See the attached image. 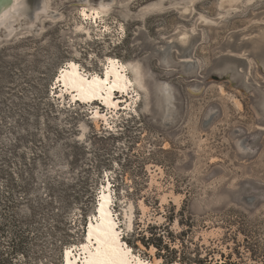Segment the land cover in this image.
Masks as SVG:
<instances>
[{
    "label": "rangeland",
    "instance_id": "rangeland-1",
    "mask_svg": "<svg viewBox=\"0 0 264 264\" xmlns=\"http://www.w3.org/2000/svg\"><path fill=\"white\" fill-rule=\"evenodd\" d=\"M101 4L108 9L97 23L85 20L82 10ZM47 5L32 33L1 36L0 264H65L67 250L86 240L103 186L122 241L132 238L134 255L150 264L162 261L138 234L173 217V233L182 230L178 220H191V237L209 246L228 235L227 221L245 216L264 250V123L255 109L262 112L264 93V0ZM225 56L246 59L230 64L244 73L235 87L212 80L230 71H220ZM110 58L127 67L133 100L113 112L62 96L61 69L75 62L103 76ZM243 82L252 92L241 91ZM165 87L174 95L167 118L158 109ZM97 110L108 124L93 119Z\"/></svg>",
    "mask_w": 264,
    "mask_h": 264
},
{
    "label": "bare ground",
    "instance_id": "bare-ground-1",
    "mask_svg": "<svg viewBox=\"0 0 264 264\" xmlns=\"http://www.w3.org/2000/svg\"><path fill=\"white\" fill-rule=\"evenodd\" d=\"M47 4L48 0H44L36 8H32L27 0H11L4 4L0 8V42L2 34L12 38L22 28L32 33L40 17L47 13ZM107 6L108 4H101L99 9L85 7L82 15L85 20L94 19L97 23L103 10L108 9ZM127 71V67L119 60L110 58L103 76H89L82 72L77 63L71 62L69 67L61 69L58 78L60 93L62 96L69 95L71 101L76 104L93 106L99 101L107 110L116 112L120 110L121 103L127 104L134 98L133 82L129 79ZM141 87L145 90L144 86ZM164 89L160 91V104L167 118L172 113L174 95L167 87ZM120 93L122 97L115 102L117 100L115 96H120ZM137 97V101H140V93ZM132 104L125 106V110L130 109ZM93 115V119L101 118L108 124L106 115H101L98 110L93 112ZM101 191L97 212L90 220L86 240L78 249L67 250L64 257L65 264H98L101 259L103 264H150L134 255L132 248L122 241L112 209L113 198L110 187L103 186Z\"/></svg>",
    "mask_w": 264,
    "mask_h": 264
},
{
    "label": "trees",
    "instance_id": "trees-1",
    "mask_svg": "<svg viewBox=\"0 0 264 264\" xmlns=\"http://www.w3.org/2000/svg\"><path fill=\"white\" fill-rule=\"evenodd\" d=\"M183 213V212H182ZM181 213V216L183 214ZM246 218L243 217L242 221L233 220L229 223L230 230L228 235L221 239L218 244L211 242V245L206 246L194 241V237H191L193 231V225L191 220L186 223L182 220H178L179 226L182 230L178 233H173L170 230V226L175 222V218H169L168 224L163 225H149L147 229L142 230L139 235L140 243L146 248H154L156 252V258L162 261V264H220L223 259V264H247V261L264 260V250L261 249L258 241V231L251 230L253 225L248 226ZM256 221V223H258ZM259 225L264 224V220L260 221ZM237 226V229L231 232ZM247 229H246V228ZM255 229V227H254ZM257 229V228H256ZM243 235L244 239L239 240V236ZM256 238V239H255ZM131 239L127 240V243L133 248H137ZM225 245L227 252L218 250V245ZM219 252L221 258L216 260L215 254Z\"/></svg>",
    "mask_w": 264,
    "mask_h": 264
},
{
    "label": "water",
    "instance_id": "water-1",
    "mask_svg": "<svg viewBox=\"0 0 264 264\" xmlns=\"http://www.w3.org/2000/svg\"><path fill=\"white\" fill-rule=\"evenodd\" d=\"M10 1L11 0H0V8L4 4L9 3ZM261 50H262V57L264 58V47H262ZM256 60H257V62L259 64L261 63V61L259 60V57H257ZM221 61H222L221 63H227L228 64L227 66H225V68L223 70H220L221 73L224 72V71H227V70H230V71H228L225 75H222V76L214 75L212 77V80L216 81V82H223V83H229L230 82L232 87L237 86L238 82H235L233 77L236 75L237 76V80H239V79L241 80V79H243L244 73L242 71H235V67L231 66L230 64L235 63L237 67H239L240 65H245L246 66V63H245L246 59H238V58H235L233 56H225V57H222ZM261 67H262V70L264 72V65H261ZM244 72H245V70H244ZM242 84L245 86V89L241 88V91L243 93H247L248 94V91L252 92V90L249 88L248 85L244 84V82ZM189 91L193 95H198L200 93L199 91H193L192 89H190ZM159 99H160V96H159ZM259 102L261 103L260 107H261V111L262 112H260V110L257 107L255 109H256L257 115L260 118V121H262V123H264V104H263L264 103V93L260 97ZM158 109L163 113L161 105H158ZM164 124H172V121L166 122ZM253 201L254 200L252 198L247 200L248 203H252Z\"/></svg>",
    "mask_w": 264,
    "mask_h": 264
},
{
    "label": "snow or ice",
    "instance_id": "snow-or-ice-1",
    "mask_svg": "<svg viewBox=\"0 0 264 264\" xmlns=\"http://www.w3.org/2000/svg\"><path fill=\"white\" fill-rule=\"evenodd\" d=\"M98 264H103V260L101 259V261H99Z\"/></svg>",
    "mask_w": 264,
    "mask_h": 264
}]
</instances>
